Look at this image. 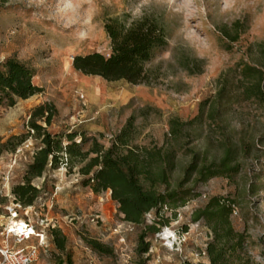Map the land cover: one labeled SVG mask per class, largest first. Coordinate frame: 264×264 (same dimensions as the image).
I'll return each instance as SVG.
<instances>
[{"label":"rangeland","instance_id":"374dc122","mask_svg":"<svg viewBox=\"0 0 264 264\" xmlns=\"http://www.w3.org/2000/svg\"><path fill=\"white\" fill-rule=\"evenodd\" d=\"M143 17L157 21L166 35V45L145 65L148 84L107 82L73 69L77 56L110 54L106 19L129 25ZM10 58L33 69L41 92L0 106V223L41 147L28 122L42 105L53 111L49 127L38 122L50 135L75 133L76 142L85 135L106 149L133 117L132 145L173 156L171 189L184 180L195 156L199 165L209 164L242 145L246 153L238 159L246 181L258 176L263 183L264 103L246 98L245 89L258 78L241 72L264 71V0H0V65ZM201 111L200 122L170 135L171 120L188 123ZM18 138L24 140L20 145ZM77 170L69 171L63 159L31 181L39 191L31 206L55 224L36 264H209L211 239L192 213L212 197L235 201L232 223L245 238L241 264H264V191L237 194L223 178L194 185L193 176L183 186L191 191L189 202L175 214L163 208L152 234L145 229L154 213L141 226L124 222L110 192L93 194ZM144 233L148 252L140 256ZM93 242L101 252L90 247Z\"/></svg>","mask_w":264,"mask_h":264},{"label":"trees","instance_id":"16d2710c","mask_svg":"<svg viewBox=\"0 0 264 264\" xmlns=\"http://www.w3.org/2000/svg\"><path fill=\"white\" fill-rule=\"evenodd\" d=\"M103 30L110 42V54L105 57L99 53L77 56L72 61L76 72L86 76L99 77L107 82L124 81L131 85H144L149 82V71L145 65L152 59L155 50L166 45L165 29L157 21L143 17L129 25L118 19L108 18ZM244 77L255 76L257 83L244 91L247 99L264 103V71L243 69ZM258 76V77H257ZM34 71L15 59H7L0 65V106L13 107L18 101L27 100L41 92L33 84ZM52 109L47 105L34 108L28 122L33 139L39 140L41 147L27 167L23 183L16 186L12 194L14 203L22 207L31 206L39 191L31 185L35 178H41L48 168L55 169L66 159L69 171L77 168L82 185L95 195L110 192L111 200L117 205V212L123 221L133 226H141L149 213H154L153 223L145 229L154 234L156 223L163 208L175 212L183 208L190 200L191 191L184 189V183L194 176V185L205 183L212 178H223L229 185L235 186L237 194H254L264 191L263 183L255 176L247 182L238 159L240 153H246V146L228 149L218 160L206 161L199 165L198 157L185 171L184 180L176 189H171L169 171L173 168V156L162 149L149 150L132 145L134 118L128 119L112 145L106 149L96 138L76 134L50 135L49 127ZM203 111L193 121L169 122L170 135H176L184 127L201 121ZM43 122L45 127L39 125ZM65 139L66 145H63ZM18 145L23 138H18ZM264 174V172H263ZM264 179V175L262 177ZM239 181V183H238ZM241 189V190H240ZM235 201L230 198L212 197L205 205L192 213V221L201 223L208 230L211 241L205 254L209 264H241L244 254V231L237 232L232 223L235 214ZM57 236L56 231H53ZM146 234L139 237L140 256L147 254L148 244L144 243ZM55 245L61 248L59 240ZM90 247L101 252L97 243Z\"/></svg>","mask_w":264,"mask_h":264},{"label":"built area","instance_id":"2783aa9c","mask_svg":"<svg viewBox=\"0 0 264 264\" xmlns=\"http://www.w3.org/2000/svg\"><path fill=\"white\" fill-rule=\"evenodd\" d=\"M38 207L11 203L4 208L5 222L0 223V264H36L40 250H48V233L55 229V224L46 217H38ZM29 215H35L36 220H30Z\"/></svg>","mask_w":264,"mask_h":264},{"label":"bare ground","instance_id":"6f19581e","mask_svg":"<svg viewBox=\"0 0 264 264\" xmlns=\"http://www.w3.org/2000/svg\"><path fill=\"white\" fill-rule=\"evenodd\" d=\"M170 235V233L169 232H166V237H168Z\"/></svg>","mask_w":264,"mask_h":264}]
</instances>
